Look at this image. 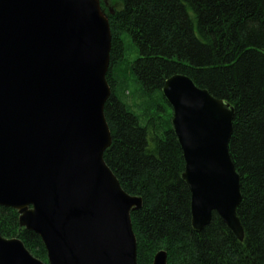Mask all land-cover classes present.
<instances>
[{"label":"water","instance_id":"obj_1","mask_svg":"<svg viewBox=\"0 0 264 264\" xmlns=\"http://www.w3.org/2000/svg\"><path fill=\"white\" fill-rule=\"evenodd\" d=\"M110 46L100 0H0V206L18 211L47 256L0 235V264H137L130 212L141 198L103 159ZM161 92L182 149L193 229L216 212L243 240L228 152L234 108L183 73ZM151 264H167L166 251Z\"/></svg>","mask_w":264,"mask_h":264},{"label":"trees","instance_id":"obj_2","mask_svg":"<svg viewBox=\"0 0 264 264\" xmlns=\"http://www.w3.org/2000/svg\"><path fill=\"white\" fill-rule=\"evenodd\" d=\"M111 46L104 104L111 142L105 163L129 194L137 264L165 250L167 264H264V0H116L105 7ZM183 73L234 108L228 152L239 174L238 240L212 213L191 225L190 191L166 78ZM0 235L18 237L47 261L40 236L0 206Z\"/></svg>","mask_w":264,"mask_h":264},{"label":"rangeland","instance_id":"obj_3","mask_svg":"<svg viewBox=\"0 0 264 264\" xmlns=\"http://www.w3.org/2000/svg\"><path fill=\"white\" fill-rule=\"evenodd\" d=\"M116 0H100V5L101 3H103L105 5L106 8H111L114 6V3H115ZM102 9V8H101ZM103 11V9H102ZM104 13V11H103ZM105 14V13H104ZM107 17V16H106ZM47 262V261H46Z\"/></svg>","mask_w":264,"mask_h":264}]
</instances>
